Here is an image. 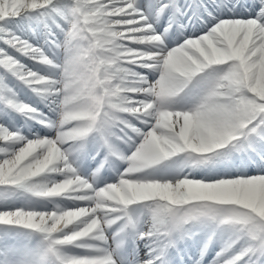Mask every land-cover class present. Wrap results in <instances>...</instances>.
Returning a JSON list of instances; mask_svg holds the SVG:
<instances>
[{"label": "snow or ice", "instance_id": "snow-or-ice-1", "mask_svg": "<svg viewBox=\"0 0 264 264\" xmlns=\"http://www.w3.org/2000/svg\"><path fill=\"white\" fill-rule=\"evenodd\" d=\"M0 264H264V0H0Z\"/></svg>", "mask_w": 264, "mask_h": 264}]
</instances>
